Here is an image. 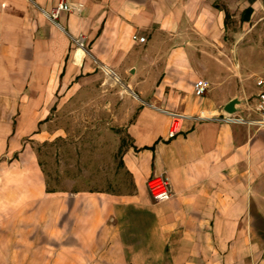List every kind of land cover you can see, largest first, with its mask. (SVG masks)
Returning a JSON list of instances; mask_svg holds the SVG:
<instances>
[{"label":"crops","instance_id":"obj_1","mask_svg":"<svg viewBox=\"0 0 264 264\" xmlns=\"http://www.w3.org/2000/svg\"><path fill=\"white\" fill-rule=\"evenodd\" d=\"M56 1L0 0V232L43 222L39 264H264V128L184 118L169 136L166 112L216 117L232 99L248 112L258 88L247 94L246 78L264 76V0H67L74 9L53 20ZM102 66L122 79L107 114L125 138L128 191L53 189L37 148L65 137L58 114ZM159 173L172 190L162 201L146 187Z\"/></svg>","mask_w":264,"mask_h":264},{"label":"rangeland","instance_id":"obj_2","mask_svg":"<svg viewBox=\"0 0 264 264\" xmlns=\"http://www.w3.org/2000/svg\"><path fill=\"white\" fill-rule=\"evenodd\" d=\"M230 31L229 27V39L232 36L228 33ZM226 47L228 52L234 48L230 44ZM250 66L252 61L246 68ZM101 74L97 83L85 81L87 91L79 95L77 101L76 98L73 100L77 108L62 110L58 114L56 120L62 118L66 121L61 125L65 129V137L43 142L37 148L41 167L47 174L49 187L53 189L128 191L124 185L126 182L118 176V147L125 143V138L120 135L122 128L118 124L109 123L107 114L110 100L123 101L119 93L122 79L102 69ZM246 79L249 84L247 94H250L255 91V78L252 75ZM92 85L96 88L92 89ZM126 100L137 101L134 95ZM43 226V222L38 221L5 222L0 232V264H39Z\"/></svg>","mask_w":264,"mask_h":264},{"label":"built area","instance_id":"obj_3","mask_svg":"<svg viewBox=\"0 0 264 264\" xmlns=\"http://www.w3.org/2000/svg\"><path fill=\"white\" fill-rule=\"evenodd\" d=\"M72 9H74V7L71 6L67 2V0H57L55 5L51 8L50 12L48 13V16L55 20L60 14V12L69 11ZM132 39L135 41L143 42L146 38L145 36H138L136 34H133ZM72 41L75 44L76 48L80 47L85 49V37L83 34H79L77 36L72 37ZM102 69L107 71L109 74L116 76L115 72L112 69H109L106 66H102ZM255 81L258 89L256 92L254 103L251 105L250 108H248L247 113L238 114L232 111L223 113L220 116L212 117L206 115L191 116L185 113L167 110V114H169V116L171 117L168 135L173 136L176 132L179 131L181 121L184 118H194L200 120H218L221 122L229 123H245L249 125H254L259 128H264V76H257L255 78ZM206 87V83L201 80L195 82V91L198 94H203L206 90ZM251 110L257 113L256 117L251 116L249 112ZM146 187L149 194L156 201L165 200L169 198V196L172 194L171 186L165 173L154 174L148 177L146 180Z\"/></svg>","mask_w":264,"mask_h":264},{"label":"water","instance_id":"obj_4","mask_svg":"<svg viewBox=\"0 0 264 264\" xmlns=\"http://www.w3.org/2000/svg\"><path fill=\"white\" fill-rule=\"evenodd\" d=\"M235 102H236L235 99L230 100V101L226 104L225 109H226L227 111H229V112H232V111H233V103H235Z\"/></svg>","mask_w":264,"mask_h":264},{"label":"bare ground","instance_id":"obj_5","mask_svg":"<svg viewBox=\"0 0 264 264\" xmlns=\"http://www.w3.org/2000/svg\"><path fill=\"white\" fill-rule=\"evenodd\" d=\"M74 50H75V49H74ZM75 52H76L77 59H79V58L82 56V54L85 53V49L78 47V48H76ZM73 53H74V52H73ZM112 78H113V77H112ZM116 80H117V79H116Z\"/></svg>","mask_w":264,"mask_h":264}]
</instances>
